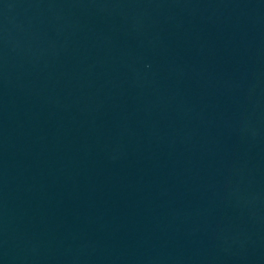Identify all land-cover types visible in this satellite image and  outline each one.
I'll return each mask as SVG.
<instances>
[{"label":"water","instance_id":"95a60500","mask_svg":"<svg viewBox=\"0 0 264 264\" xmlns=\"http://www.w3.org/2000/svg\"><path fill=\"white\" fill-rule=\"evenodd\" d=\"M0 264H264V0H0Z\"/></svg>","mask_w":264,"mask_h":264}]
</instances>
